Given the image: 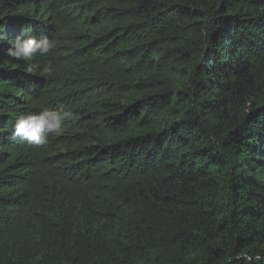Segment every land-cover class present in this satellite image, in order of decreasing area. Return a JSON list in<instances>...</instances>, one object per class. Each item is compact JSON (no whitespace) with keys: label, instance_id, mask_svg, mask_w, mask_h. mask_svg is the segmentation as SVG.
Wrapping results in <instances>:
<instances>
[{"label":"trees","instance_id":"trees-1","mask_svg":"<svg viewBox=\"0 0 264 264\" xmlns=\"http://www.w3.org/2000/svg\"><path fill=\"white\" fill-rule=\"evenodd\" d=\"M0 25V264L264 254V0H0ZM24 36L52 76L7 56ZM43 107L75 122L12 140Z\"/></svg>","mask_w":264,"mask_h":264},{"label":"clouds","instance_id":"clouds-1","mask_svg":"<svg viewBox=\"0 0 264 264\" xmlns=\"http://www.w3.org/2000/svg\"><path fill=\"white\" fill-rule=\"evenodd\" d=\"M5 25H0V40L4 39L2 33ZM58 47L55 38H36L35 36L17 37L11 47L7 49V56L16 60L26 62L24 70L27 73L40 77H50L54 73L52 60H41L37 57H50ZM76 114L70 109L52 110L43 107L38 113L20 115L15 118L11 129L12 140L26 141L28 144L44 147L50 143L51 137H59L64 134L70 123H74ZM244 261L245 264L264 261V254L247 255L239 254L229 258L228 264L232 261Z\"/></svg>","mask_w":264,"mask_h":264}]
</instances>
